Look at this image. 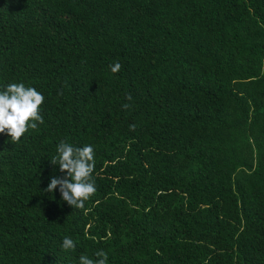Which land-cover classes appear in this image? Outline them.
Returning a JSON list of instances; mask_svg holds the SVG:
<instances>
[{
  "label": "trees",
  "instance_id": "16d2710c",
  "mask_svg": "<svg viewBox=\"0 0 264 264\" xmlns=\"http://www.w3.org/2000/svg\"><path fill=\"white\" fill-rule=\"evenodd\" d=\"M8 83L45 123L0 133V264H264V0H0ZM61 140L94 149L82 209L44 191Z\"/></svg>",
  "mask_w": 264,
  "mask_h": 264
},
{
  "label": "clouds",
  "instance_id": "9594fccd",
  "mask_svg": "<svg viewBox=\"0 0 264 264\" xmlns=\"http://www.w3.org/2000/svg\"><path fill=\"white\" fill-rule=\"evenodd\" d=\"M110 71L117 73L122 65L115 62L110 65ZM62 94V93H60ZM131 94L126 100L131 101ZM44 96L34 87H26L24 83H8L0 90V133L6 134L11 143H18L21 137L31 128L39 130L38 125L45 121L40 114V106ZM123 109L131 108V104H122ZM130 131H135L136 125H129ZM52 165H58L62 177H52L46 189L48 193L59 190L61 199L72 208L82 209L96 192L93 172L95 170V154L91 145L75 146L66 140H61L56 146V154L50 159ZM61 247L64 250H75V242L70 237H64ZM93 260L87 255L79 257V264H107V253L103 250L95 252Z\"/></svg>",
  "mask_w": 264,
  "mask_h": 264
}]
</instances>
